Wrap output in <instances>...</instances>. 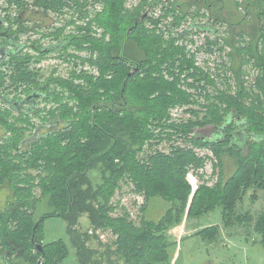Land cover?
<instances>
[{
	"label": "trees",
	"instance_id": "obj_1",
	"mask_svg": "<svg viewBox=\"0 0 264 264\" xmlns=\"http://www.w3.org/2000/svg\"><path fill=\"white\" fill-rule=\"evenodd\" d=\"M98 1L6 0L16 6L19 28L12 31L18 34L14 48V42L0 33V187H7L10 193L0 206V264H17L12 257L24 262L37 259V264H66L70 254L66 241H45V221L57 216L65 219L70 244L81 264H170L176 242L171 241L169 229L182 223L188 208L190 172L199 175L207 160L216 158L218 180L198 189H202L200 204L206 209H196L197 195L191 216L219 208L224 219L233 218L238 200L250 191L254 197L264 190V139L252 143L249 152L236 155L226 142L208 139L204 133L209 126L215 132L224 127L233 132L236 109L248 121V129L264 135V73L257 77L259 92L251 90L255 98L250 105L216 85L222 80L218 70L223 73L225 69L228 46L223 42L231 39L222 33L218 43L212 36L226 20L223 22L209 5L215 3L220 11L222 4L215 0L185 2L189 8H180L184 16L169 20L179 8L173 1L155 0L163 15L154 19L144 12V0L131 10L125 0H108L105 12L94 18ZM262 1L259 33L264 40ZM254 3L259 4L258 0ZM29 7L41 13L65 15L71 10L73 17L77 13L76 21L85 22L78 26L83 34L63 37L73 22L70 20L63 30L54 32L61 41L50 53L59 52V58H64L71 47L85 50L89 58L84 57L83 62L99 65L100 75L74 69L68 78L54 73L43 77L39 63L50 53L39 46V40L31 47L20 43V34L26 30L20 14ZM190 19L196 23L191 24ZM93 24L105 29L104 34L94 30ZM170 38L185 48L170 47ZM235 40L228 43L234 47ZM219 45L221 50L216 48ZM238 49L248 51L249 46ZM216 50L223 55L219 62H212L209 56ZM259 61L264 65V57ZM76 79L80 81L76 83ZM27 97L32 99L30 109L20 112L18 102ZM213 97L216 102H211ZM39 98L46 102L41 112L36 109ZM177 105L185 106L190 115L164 123ZM34 114L40 116L41 124L28 134ZM158 126L161 130L156 133ZM147 142L150 150L139 157ZM197 148L211 152L201 155ZM226 155L237 158V168L228 177ZM121 181L132 183L134 190L144 195L142 210L154 197L169 202L170 207L159 220L146 214L139 224L129 215H113L116 206L112 198ZM211 225L199 231L213 238L218 227ZM256 230L264 246V210L258 215ZM108 232L111 239H103Z\"/></svg>",
	"mask_w": 264,
	"mask_h": 264
},
{
	"label": "rangeland",
	"instance_id": "obj_2",
	"mask_svg": "<svg viewBox=\"0 0 264 264\" xmlns=\"http://www.w3.org/2000/svg\"><path fill=\"white\" fill-rule=\"evenodd\" d=\"M145 9L144 12L148 13L149 17L156 19L157 17H161L163 15V11L161 10L162 6H160L155 0H144ZM161 3H165L163 1H173L179 8L174 9V12L170 14V19H175L178 17L184 16V11L181 9L187 10L189 8L188 4L185 2H197L202 0H159ZM212 1V0H208ZM220 2L224 5V9L221 11L218 10V6L214 4L212 8V12L222 19H226V24L222 25L223 27L219 26L220 31L226 33V37H230L229 43H232L233 38H238L237 31L233 30L231 23L236 25L237 30H247L245 34L249 35V44L250 42L253 45H257L258 41L263 44L262 47L253 48L252 46L249 47L248 51L240 52L238 47L234 46L233 44H229L228 42H223V44H227L228 47H225L224 55L226 58L223 60L225 63V69L223 70V77L225 79L226 88L225 91L229 93V95L233 97H237L236 94L240 92L239 98L241 102L245 105H250V99H254V93L251 91L249 87L254 86V84L249 83V79L252 77L257 76V69H256V61L251 62L248 59H252V55L256 54H263L264 55V40L262 38L259 39V29L261 26L260 22V15L262 13L263 1L258 0L259 4H255V0H215ZM249 1L252 4L249 6ZM143 0H125V6L127 9L131 10L136 8L140 5ZM217 2V3H218ZM108 0H99L95 4L94 11L95 13L94 18L97 13L103 14L105 12ZM238 3V4H236ZM153 4V5H152ZM1 8L7 5L6 0H0ZM181 8V9H180ZM246 11V12H245ZM181 12V15L178 14ZM226 12V14L224 13ZM248 12V16L245 15ZM2 15H5V11L1 10ZM246 13V14H245ZM225 14V15H224ZM250 14V15H249ZM91 15V17L93 16ZM224 17H223V16ZM53 16V15H52ZM78 14L75 13L73 17V12L67 11L64 15L63 19L59 20L60 23H57V19H55L54 25H59L63 27L68 23L70 20L73 22L69 23L66 30H64L63 37H69L74 33L81 32L79 35L83 34V30L79 31L78 26L85 25L84 21L77 20ZM98 16V15H97ZM174 16V17H173ZM12 20L13 18L9 16ZM73 17V18H72ZM239 19H247V21H241V24L238 23ZM180 20V19H179ZM182 22V21H181ZM184 23V22H183ZM4 25V24H3ZM11 23L6 22L4 26L1 27L0 25V32L3 30H8L10 28ZM94 30H97L99 34H104L105 29L99 27L98 24H93ZM49 32L54 31V29L48 30ZM170 35V34H167ZM41 35L35 36L33 40L40 38ZM103 36V35H102ZM42 38V37H41ZM39 42V46H45L48 42L51 43V39L43 40V42ZM106 38V36H105ZM246 37L244 36V39ZM25 37H22V41H24ZM107 40L109 36H107ZM170 40H172L170 38ZM169 40V41H170ZM3 39H0V43ZM173 41V40H172ZM170 41V47L174 48H185V46L181 45L178 41ZM70 53L76 54L75 57L69 55ZM69 55V60H65V56ZM223 54L214 55L213 57L210 55L209 59H212V62H219L221 60ZM59 52H52L48 54V57L39 63V66H42L43 72L45 73L43 77L46 75H51L54 73L56 77H63L68 78L70 77L71 72L74 69L82 70L87 73H91L95 76L100 75V71L97 64L94 62H90L89 60L83 62L84 57H88V53L85 50H80L75 47H71L65 51L64 58H59ZM242 57V59H241ZM244 57V59H243ZM89 58V57H88ZM87 58V59H88ZM248 58V59H247ZM241 59V61H240ZM196 64V62H194ZM211 65V63H210ZM242 73V79H245L247 85H244L242 89H235L233 87H228L227 83H232L233 80H228L227 78H232L233 75L237 73ZM43 81V80H42ZM80 80L76 79V83ZM213 93V91H210ZM13 97V95H11ZM211 100V102H216V98ZM193 101H197V98L194 97ZM46 102L41 100L37 103L36 109L41 112V110L45 109ZM56 106V105H54ZM3 108V107H2ZM50 109V105L47 107ZM185 106H175L170 109V118L167 121H163L164 123H172L173 121L176 122V119L179 117L185 118L189 116L187 112L184 111ZM5 111V110H4ZM3 112V111H2ZM15 114V113H14ZM38 114V113H37ZM34 114L31 116V122L33 123V127L28 131V134H31L34 131L36 125L41 124L40 116H36ZM179 122V121H178ZM155 123V122H153ZM47 124V122H46ZM212 127H208L205 129V135L211 136L213 135ZM156 133H159L161 127H156ZM197 132V131H196ZM229 132V131H228ZM155 139H152V143ZM150 142H147L144 146V150L139 153V157L143 156L142 153H145L146 150H150ZM166 146H168L166 144ZM197 151L201 155L210 154V150L208 148H197ZM214 157V156H213ZM225 176H231L236 170V158H233L230 155L225 156ZM214 160L212 158L207 160V163L204 169L200 170V174L197 175L194 172H190V177H194L195 181L197 182L196 187L192 186V191L190 194V198L188 201V208L186 213L184 214L183 221L179 226L174 228H170L169 234H171V241H175L176 243L171 248V252L173 254V258L171 259L170 264H264V246L260 243V234L256 230V224L258 220V215L261 211L264 210V190L260 189L257 191V194L254 197H251L253 191L249 192L244 199L240 202L238 200V207L235 208L233 218H223L221 210L218 208L216 210L208 211L200 216L199 215H189L190 210L192 209L191 206L194 202L195 197L197 196L196 201L199 202L196 209L202 207V211L206 208L204 207V203L200 204V199L202 196V189L198 192L200 185L203 186H212L219 178V169L214 172ZM189 176V175H188ZM198 192V193H197ZM10 193H8L7 187H0V206H4L5 203L9 200ZM256 199V200H254ZM135 201H138V205ZM113 204L116 206L115 210L113 211V215H129L130 220H134L139 224L142 221L143 215L152 216L153 219L159 220V218L165 213V211L170 207V203L164 201L160 197L152 198L149 203L147 204V209L142 210V206L145 204V197L141 193L134 190V185L132 183H128L126 181H121L120 186L115 190V194L112 198ZM84 225L87 224L86 219H83ZM212 224V225H211ZM213 224L218 227V230H213L216 232V235L213 238L206 237L203 235V232L199 230L202 227ZM211 228V227H210ZM213 229V228H211ZM211 230L210 233L213 234ZM186 232V233H185ZM44 234H45V241H52L56 239H63L66 243L70 246V254L66 260V264H81L76 257V253L74 248L70 244V237L67 231V223L63 217H50L47 218L44 224ZM110 234V235H109ZM103 239L110 238L111 239V232L108 234H103ZM12 262L17 264H37L38 260H32L30 262L20 261L15 259L14 257L11 258Z\"/></svg>",
	"mask_w": 264,
	"mask_h": 264
},
{
	"label": "flooded vegetation",
	"instance_id": "obj_3",
	"mask_svg": "<svg viewBox=\"0 0 264 264\" xmlns=\"http://www.w3.org/2000/svg\"><path fill=\"white\" fill-rule=\"evenodd\" d=\"M204 1L208 2V0H204ZM197 2H201V1H197ZM214 4L215 3H211V5H209V8H213ZM236 4H238V3H236ZM2 9L6 12L5 15H2V13H1ZM219 9H220L221 14H222V10H225L224 5L220 6ZM43 12H45V11H43ZM224 13L226 14V12H224ZM16 15H17L16 6L14 4H12V5L7 4L3 8H1V5H0V25H1V27L4 26L6 24V22L11 23L10 28L8 30H3L0 33L3 34L4 38H7L9 41L14 42L12 44V48L15 47V41L14 40H17L16 38L18 36V34H13L12 31L15 32L19 28V25L16 23ZM9 16H12L13 19L11 20ZM20 16H21V21L24 20V22L26 24V27H25L26 30L24 31V34H20V37H19V38L25 37L24 42L20 41L21 45H25L26 47H31L34 44L36 46V42L38 40L40 41V38L42 37L41 42H43V40H49V39L52 40L51 43L48 42V44H46L43 47V49L45 51H48V53H50L51 50H56L57 48H59V44H57V43L60 42L61 39H56L55 37L57 35H55L54 32L56 30H58V28L60 30H63V25L62 26L54 25L53 21L55 19H57V23H60L59 20L63 19L64 14L54 13L52 11L41 13L38 8L32 9V7H29V8H26L24 11H22ZM247 16H248V12L245 15V17H247ZM248 17H250V16H248ZM225 20L226 19L224 17L223 22H225ZM192 21H195V20L190 19V23ZM211 21H212V19L210 20V24H211ZM241 21L242 22L247 21V19H239L238 23L241 24ZM226 22L224 24H226ZM192 23H196V21L192 22ZM219 26L223 27L222 24H220ZM219 26L217 27L218 29H217L216 34L212 35L213 37H215L217 39L218 43L220 41L219 37H221L223 35L222 33H224L223 31H220ZM232 27H233V30L237 31V33L240 32V34L238 35V38L235 40L236 47L239 48L240 46H244L245 48H247L248 46L249 47L252 46L253 48H256V47H262L263 46V44L261 42L259 44V41H258L256 46L253 45L251 42L249 44V41H248L249 35L245 34V32H247V30H243V31L237 30L236 25H233ZM50 29H54V31L49 32L48 30H50ZM241 34H243V36H245L246 38L242 39L240 36ZM38 35H41V37L40 36H39L40 38L36 37V39L33 40V38H35V36H38ZM239 40L243 41V42L240 43ZM258 40H260V35H259ZM188 48H189V46H188ZM216 48L220 49L221 45L217 46ZM218 54L220 55V51L216 50L215 55H218ZM260 57H264V55L263 54H256V55H254V57L252 59L249 60L251 62L256 61L257 76H259L261 73H264V65H261V62L259 61ZM195 62H196L195 65H199L197 63V60H195ZM218 73L221 76L222 80L218 81L216 83V85L219 88H221L222 91H225L226 83H225V79L223 77V73L220 70H218ZM241 76H242V73L240 75H238V74L233 75L232 78L228 77L227 79L228 80L232 79L233 82L227 83V86L240 90L244 85H247L246 80L242 79ZM249 83L254 84V86H252V87H249L247 85L250 90H253L256 93L259 92L258 91L259 89H258L257 77L250 78ZM238 95H239V92L236 94V96L238 97ZM40 99L41 98L37 99V101H39ZM31 101H32L31 97H27V99L24 102H18V106L21 109L20 112H23V111L25 112V111L29 110L30 105H31ZM251 101H253V99H250V103H251ZM234 111H235V113H234L235 124H234V131L233 132L226 131L225 127L222 129V132H220L219 130L215 132V131H213V128H212L211 130L213 132V135H211V136L206 135V136H208V139H216V140H220L222 142H226L229 147L234 148V153L236 155H238L240 153L243 154V153L249 152L251 150L250 145L254 142L260 143L261 140L264 139V135L261 136V135L255 134V132L252 131V129H248L249 123L246 120V118L243 117V115L241 114V112L239 110L235 109ZM261 130H263V131H261V133H264V125H262ZM236 164H237V160H236Z\"/></svg>",
	"mask_w": 264,
	"mask_h": 264
},
{
	"label": "built area",
	"instance_id": "obj_4",
	"mask_svg": "<svg viewBox=\"0 0 264 264\" xmlns=\"http://www.w3.org/2000/svg\"><path fill=\"white\" fill-rule=\"evenodd\" d=\"M210 60H212V59H210ZM190 176H191V174H189V176H188L190 184L193 185L194 187H196L197 182L195 181L194 177H190ZM102 237H104V236H102Z\"/></svg>",
	"mask_w": 264,
	"mask_h": 264
},
{
	"label": "water",
	"instance_id": "obj_5",
	"mask_svg": "<svg viewBox=\"0 0 264 264\" xmlns=\"http://www.w3.org/2000/svg\"><path fill=\"white\" fill-rule=\"evenodd\" d=\"M38 246H39V248L43 249V247L40 244Z\"/></svg>",
	"mask_w": 264,
	"mask_h": 264
},
{
	"label": "crops",
	"instance_id": "obj_6",
	"mask_svg": "<svg viewBox=\"0 0 264 264\" xmlns=\"http://www.w3.org/2000/svg\"><path fill=\"white\" fill-rule=\"evenodd\" d=\"M186 233V232H185Z\"/></svg>",
	"mask_w": 264,
	"mask_h": 264
}]
</instances>
